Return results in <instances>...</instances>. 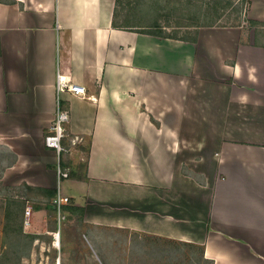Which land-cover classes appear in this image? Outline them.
<instances>
[{
  "label": "crops",
  "instance_id": "0c3cea01",
  "mask_svg": "<svg viewBox=\"0 0 264 264\" xmlns=\"http://www.w3.org/2000/svg\"><path fill=\"white\" fill-rule=\"evenodd\" d=\"M118 6L0 0V180L25 191L12 196L39 237L27 259L56 228L58 159L45 136L59 105L63 211L94 229L91 246L147 236L201 245L215 264H264V26L248 22H264V0L249 1L241 25L194 37L128 24ZM58 75L88 98L59 93Z\"/></svg>",
  "mask_w": 264,
  "mask_h": 264
},
{
  "label": "rangeland",
  "instance_id": "374dc122",
  "mask_svg": "<svg viewBox=\"0 0 264 264\" xmlns=\"http://www.w3.org/2000/svg\"><path fill=\"white\" fill-rule=\"evenodd\" d=\"M248 6L249 1L242 3L239 0H119L118 9L122 19L126 20L128 24L150 29L154 23L157 28L152 27L151 29L162 32V35L194 37L198 28L206 27V24L210 26L242 24L244 20H247L245 14ZM242 7L243 10H237ZM196 153L198 152L192 151L191 159L200 158V156H196ZM183 172L185 173L186 169L183 168ZM67 181V179L61 181L62 192L67 190ZM22 188L13 189L0 180V264H56V256H58L60 248L65 252L63 244L71 242L72 239H76L77 243L82 240L84 248L79 244L78 248L71 247V250H77L78 254L74 258L68 256V259L62 262L63 264H215L205 258L201 245L147 236H117L115 237L114 250L110 248L107 253L105 252L106 247L102 244L98 245L96 242L94 246L90 245L89 238L95 232L93 228L83 227L77 221V216H69L63 210L62 215L65 218H62L61 221H59L56 211V228L52 230V234L43 235L40 238V243L36 247L38 259L34 262L27 259L34 243L30 244L28 239L23 237L22 239L17 238V235H21L18 231L15 233L5 231L7 202L14 203L12 208L19 215L15 225L21 224V214L23 215L25 211L22 213L20 202L12 195L16 194L14 190L23 191ZM22 230L20 231L22 232ZM56 231L61 234V245L58 248L53 244V234ZM104 233L106 234L103 230L99 231L97 236L101 237L98 238L103 239ZM105 239L107 240L108 237ZM14 244H18L20 247L18 253L13 249ZM84 251L88 252L94 263L83 261V258L87 257Z\"/></svg>",
  "mask_w": 264,
  "mask_h": 264
},
{
  "label": "built area",
  "instance_id": "2783aa9c",
  "mask_svg": "<svg viewBox=\"0 0 264 264\" xmlns=\"http://www.w3.org/2000/svg\"><path fill=\"white\" fill-rule=\"evenodd\" d=\"M57 90L59 93L63 91H70L75 93L76 95H79L82 98H88L84 86L76 83H72L70 80L66 79L65 76L62 75H58ZM68 120H69L68 111L63 110L58 105L53 125L51 126L50 132L45 136L46 146L56 151L57 159H58L57 168H56L57 179H58V187H57L58 192L56 198L54 199V206L56 211L58 212L59 221H61L62 218L63 219L65 218V216L62 215V210H63V206L69 201V198L67 196H64L61 190V181L69 177V172L61 165V153L65 150L62 143L63 139L66 136V129L64 124ZM77 140H79L78 137L73 139V142H76ZM30 212H31L30 207L29 206L26 207L25 214L27 217L30 215Z\"/></svg>",
  "mask_w": 264,
  "mask_h": 264
},
{
  "label": "trees",
  "instance_id": "16d2710c",
  "mask_svg": "<svg viewBox=\"0 0 264 264\" xmlns=\"http://www.w3.org/2000/svg\"><path fill=\"white\" fill-rule=\"evenodd\" d=\"M239 1H241L242 3H245V2H248V1H250V0H239ZM238 11H240V10H243V7L241 8V9H237ZM248 22L249 23H251V25H262V26H264V22H259V21H255V20H251V19H248ZM207 26H210L209 24H206ZM239 25H241V24H237V25H231V26H239ZM152 27H154V28H157V25H155L154 23H153V25H151ZM151 27V28H152ZM160 35H162V32H160ZM153 121H154V119H153ZM155 122V121H154ZM156 124H158L157 122H155ZM15 202V201H14ZM16 203V202H15ZM12 204H14V203H12V202H7V204H6V209H5V216H6V224H5V231L6 232H10V231H12V232H20V234L21 235H17V238L19 237L20 239H22V237L23 238H25V239H28V241H29V243L30 244H33L34 243V241L37 239V238H39L38 237V235H36V234H30V233H25L22 229H23V227H22V225L21 224H19V226L18 225H15L16 223H17V220H18V217H19V215L13 210V208H12ZM25 204V203H24ZM24 209H25V206H24ZM24 211V210H23ZM21 222V221H20ZM22 228V229H21ZM20 230H22V232L20 231ZM18 240V239H17ZM19 245L17 244V245H13V249H14V251L15 252H17L18 253V251H19Z\"/></svg>",
  "mask_w": 264,
  "mask_h": 264
},
{
  "label": "bare ground",
  "instance_id": "6f19581e",
  "mask_svg": "<svg viewBox=\"0 0 264 264\" xmlns=\"http://www.w3.org/2000/svg\"><path fill=\"white\" fill-rule=\"evenodd\" d=\"M53 235L55 236L53 244L58 248V247H60V233L58 231H56V232H54ZM56 264H60L59 259H58Z\"/></svg>",
  "mask_w": 264,
  "mask_h": 264
}]
</instances>
